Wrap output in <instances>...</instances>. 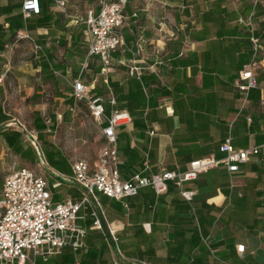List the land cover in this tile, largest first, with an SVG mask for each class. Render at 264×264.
I'll use <instances>...</instances> for the list:
<instances>
[{
    "label": "crops",
    "instance_id": "obj_1",
    "mask_svg": "<svg viewBox=\"0 0 264 264\" xmlns=\"http://www.w3.org/2000/svg\"><path fill=\"white\" fill-rule=\"evenodd\" d=\"M24 1L0 0V184L26 167L46 178L53 202L81 200L72 178L84 155L77 145L95 133L100 154L105 138L97 122L91 136L77 134L89 110L74 97L75 80L102 99L107 115L131 116L116 130L121 180L221 159L228 136L235 148L259 152L236 172L221 164L181 187L169 181L162 194L150 186L123 200L97 192L116 243L106 224L93 227L86 205L76 219L86 230L76 253L69 246L50 256L28 251L24 262L3 264H115L116 247L125 264H264V53L255 58L251 43L255 35L264 48V0H128L109 65L88 53L80 19L97 0H65L62 8L38 0L39 12L28 18ZM248 16L251 26L240 21ZM253 60L256 86L245 97L235 79ZM17 124L35 131L39 154ZM86 161L94 167L98 158Z\"/></svg>",
    "mask_w": 264,
    "mask_h": 264
},
{
    "label": "built area",
    "instance_id": "obj_2",
    "mask_svg": "<svg viewBox=\"0 0 264 264\" xmlns=\"http://www.w3.org/2000/svg\"><path fill=\"white\" fill-rule=\"evenodd\" d=\"M127 1L97 0V9H88L86 15L80 18L85 25L88 53L99 56L105 65L110 64V54L122 42L118 30L126 19L124 8ZM54 4L62 8L65 7L66 1L55 0ZM22 9L26 18L33 13L37 14L38 0H25ZM240 21L252 25L251 16ZM251 43L255 58L264 53L257 36H251ZM256 63V60H253L246 64L235 79L236 87L245 97L248 91L256 86ZM137 69L133 66L131 71L135 72ZM73 91L77 100L86 101L91 116L101 125L105 143L97 164L91 167L85 159H77L72 164V178L83 192L79 201L53 202L46 178L26 167L12 172L3 179L0 184V264L15 258L19 262H24L28 251L50 256L60 253L64 247L69 246L76 253L83 247L86 235L85 228L78 225L76 219L79 210L86 205H92L93 227L103 231L106 224L111 239L116 243L118 239L115 231L106 223L97 192L123 200L137 194L139 188L150 186L156 194H162L167 191L169 181H174L181 187L183 182L194 180L199 174L221 164L225 165L229 172H236L239 164L247 162L251 156L259 152V147L235 148L228 136L219 146V150L224 154L221 159L210 155L191 162L189 168L183 172L163 171L151 176L136 173L124 181L120 179L118 170L116 130L131 121L130 114L126 110L116 109L107 115L102 99L88 97L87 88L80 80L74 81ZM20 129L39 154L40 144L35 131L23 126ZM59 184L57 182L54 185ZM181 194L187 200L192 198L190 191L182 190ZM124 260L125 256L116 247L115 264H125Z\"/></svg>",
    "mask_w": 264,
    "mask_h": 264
},
{
    "label": "rangeland",
    "instance_id": "obj_3",
    "mask_svg": "<svg viewBox=\"0 0 264 264\" xmlns=\"http://www.w3.org/2000/svg\"><path fill=\"white\" fill-rule=\"evenodd\" d=\"M85 113L86 114L82 117V120H85L84 121L85 125H84V127L77 128L76 132L78 134V133H82L83 129L86 131L90 130L89 134L91 136L92 132H95V125H97V124H96L95 120L93 119V117L91 116L90 111L89 112L86 111ZM16 126H20V125L17 124ZM20 128H21V126H20ZM26 128L30 129L28 127H26ZM65 131H66L65 136L67 137V140H69L68 142L70 143L72 141V138H73L72 130L67 128ZM94 135H95V133H93V136ZM93 136L88 138L87 141L82 146L77 145L78 147H81L82 153H84L82 158L88 160L90 163L97 160L99 150H100V148H99L100 144L98 147V142L93 139ZM41 155H39V156L41 157Z\"/></svg>",
    "mask_w": 264,
    "mask_h": 264
}]
</instances>
